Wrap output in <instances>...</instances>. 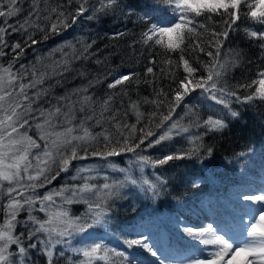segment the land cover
Wrapping results in <instances>:
<instances>
[{"label":"snow or ice","instance_id":"6c2138e0","mask_svg":"<svg viewBox=\"0 0 264 264\" xmlns=\"http://www.w3.org/2000/svg\"><path fill=\"white\" fill-rule=\"evenodd\" d=\"M24 2L0 0V57L12 56L7 64L0 63V264H40L41 257L45 264L61 260L64 264H144L126 250L134 248L150 254L157 264H166L143 232L129 238L131 233L121 229L116 237L117 202L132 196L138 203L160 202L170 195L173 178L157 169L176 161L207 167L215 146L205 143V137L223 134L230 120L241 118L233 105L264 104V68L251 82L232 85L230 72L242 65L244 57L237 49L224 50L230 34L240 31L242 23L264 25V0H145L142 5L135 0H29L23 21L9 23L24 11ZM108 15L125 21L136 17L140 32L128 48L132 55L137 54V46L140 55L150 54L145 79L135 71L117 74L107 83L109 91L97 96L92 89L112 76L109 72L55 95V89L68 82V74L76 73L72 79H87V71L75 69V63L106 62L107 57L98 56L100 49L92 50L97 40L85 36L65 40L47 54L37 52L28 64L21 62L26 48L62 35L81 18L99 22ZM243 32L258 43L264 59V31L250 26ZM12 33H20L22 40L9 44ZM128 34L119 31L111 38ZM187 52L193 54L192 60L186 58ZM201 53L209 58L206 62L199 59ZM180 69L182 77L177 75ZM164 76L169 80L167 89L157 88ZM133 82L151 86V98L132 100L126 89ZM240 89L247 94L240 95ZM143 105L152 110L142 111ZM130 113L134 123L128 121ZM260 116L264 118V112ZM176 137L188 146L156 157L145 154ZM250 152L251 148L237 155L246 160ZM124 155L129 157L127 166L114 159ZM89 160L95 162L75 165L68 178L72 183L40 195L38 190L69 172L74 161ZM149 168L151 178L146 173ZM247 172L242 170L240 185L223 211L208 207L199 224L176 220L185 241L179 264H264V176L257 187ZM205 179L201 173L186 183L198 189ZM74 204L84 205V211L73 214ZM22 212L27 213L23 220L18 219ZM108 237L119 239L126 249L109 244Z\"/></svg>","mask_w":264,"mask_h":264},{"label":"trees","instance_id":"16d2710c","mask_svg":"<svg viewBox=\"0 0 264 264\" xmlns=\"http://www.w3.org/2000/svg\"><path fill=\"white\" fill-rule=\"evenodd\" d=\"M138 4H144L145 0H135ZM150 2V0H149ZM24 11L18 16L9 19V23L16 24L17 21H23L27 15L29 8V0H25L23 4ZM219 22V18H216ZM136 17L125 21L123 18L114 17L112 15L103 16L97 21H88L81 18L77 25L72 29L59 36H53L48 41L38 43L32 48H26V55L21 61L24 64L35 59L37 52L40 54H47L50 48L63 43L65 40H73L74 37L85 36L89 40L95 38L96 45L92 49L95 51L100 49L98 56L101 60L107 57L105 63L97 65L93 61L77 62L74 64L75 69H84L87 71V79L77 77L72 79L75 72L68 74V82L64 87H57L55 95H63L65 91H69L74 87L87 83L88 79L103 76L109 72L112 76L104 83L95 89H92L97 96L103 97L107 89V83L111 82L113 76L120 73L137 72L140 79H145L144 68L148 64L150 54L147 51L140 55V47L137 46V54L132 55L131 50L128 48L129 43L136 39L140 32V27H137ZM253 27L255 29L264 31V25H251L250 22H245L240 25V31L230 34V39L225 42L224 50L237 49L244 57V62L241 66L232 69L228 77L229 83L236 85L238 83H249L252 79L256 78V72L260 68H264V59H261V49L258 43L252 42L248 39L243 29L246 27ZM124 31L128 35L120 38H111L116 32ZM38 40L39 36L36 37ZM9 44L22 40L20 33H12L7 37ZM186 58L192 60L193 54L187 52ZM12 56L9 53L6 57H0V63L7 64ZM59 58V53L56 54ZM173 59H178L176 54H173ZM95 59V58H94ZM157 59H163V56H158ZM199 59L207 61L209 58L203 53L200 54ZM250 61V63H249ZM195 66L200 67L197 63ZM19 67V64L16 65ZM159 75V66L156 68ZM203 74V73H202ZM178 76L183 75L182 69L177 73ZM169 80L167 76L160 78L157 82V88L164 87L167 89ZM119 90V89H118ZM132 100H138L142 97L148 96L151 98L153 89L151 86L141 83L139 86L135 82L128 86L126 89ZM240 95H246V89L239 90ZM125 105L128 98L124 97ZM195 102V101H193ZM207 103H214L208 101ZM119 104H117V107ZM206 106L201 107V114L206 117L208 114L205 110ZM233 107L240 111L241 118L236 121L229 122V128L223 134L213 133L205 137V143L215 146V151L210 161L206 162L207 167L202 168L196 161H176L170 162L162 169H157V172H162L164 175L173 178V182L169 185L170 195L163 198L160 202H143L138 203L136 198L132 196L128 200L118 201L117 213L118 228H114L116 237L120 236V230L125 233H131L129 238H133L138 232H143L150 237L149 243L155 244L159 249L161 258H166L167 261L180 259L183 253L185 241L181 239V233L177 231L176 220L179 219L185 224H199L202 217L208 213V207L220 208L223 211L228 201L234 197L238 189L242 177V170L248 169L247 178L254 182L255 186L261 184V177L264 176V118L260 113L264 112V104H257L256 106H247L241 104H234ZM142 111H151L150 105H143ZM177 113L182 114V109L178 108ZM79 115V114H78ZM130 123L135 122V116L131 113L128 116ZM100 129H94L99 131ZM34 134V133H30ZM187 142L181 138L176 137L173 141L163 145L157 146L154 149H149L147 153L153 157L160 156L168 151H174L179 148L187 147ZM251 148L252 152L248 154L246 160L239 158L238 153L248 152ZM128 156L114 158L121 166H127ZM94 160L73 162V168L67 173L61 175L52 182V184L45 188L39 189L40 195L51 188H60L65 183H72L68 178L74 174L75 165L77 163H93ZM111 175H118L110 173V170L105 169ZM152 169H146V173L151 178ZM203 173L206 179L201 183L198 189H193L187 185L186 181L189 177H196ZM176 177H180L176 179ZM102 182V181H101ZM131 192V190H129ZM208 202H211L208 204ZM135 205V211L133 206ZM202 205H208L202 207ZM73 214H79L84 211V205L74 204L71 206ZM43 218V213H38ZM27 213L22 212L18 219L23 220L26 218ZM3 219V213L0 212V221ZM205 223L207 221H204ZM135 230V231H134ZM20 231V228H17ZM98 234H103L102 229H97ZM107 242L120 250H125L126 246L115 237H108ZM127 252L134 256L139 257L144 264H157L156 259L151 257L150 254L144 252L142 249H126ZM199 255V253H197ZM40 264H45L43 257L40 258ZM60 264H64L61 260Z\"/></svg>","mask_w":264,"mask_h":264},{"label":"rangeland","instance_id":"374dc122","mask_svg":"<svg viewBox=\"0 0 264 264\" xmlns=\"http://www.w3.org/2000/svg\"><path fill=\"white\" fill-rule=\"evenodd\" d=\"M179 258L178 259H174V260H171V261H167L166 264H179Z\"/></svg>","mask_w":264,"mask_h":264}]
</instances>
